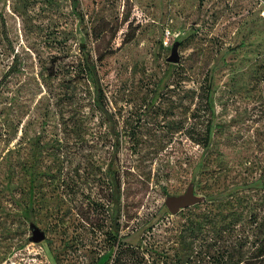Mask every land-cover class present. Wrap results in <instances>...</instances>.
Masks as SVG:
<instances>
[{
	"label": "rangeland",
	"instance_id": "374dc122",
	"mask_svg": "<svg viewBox=\"0 0 264 264\" xmlns=\"http://www.w3.org/2000/svg\"><path fill=\"white\" fill-rule=\"evenodd\" d=\"M189 184L202 202L171 213ZM255 206L264 0H0V264L171 256L184 222Z\"/></svg>",
	"mask_w": 264,
	"mask_h": 264
},
{
	"label": "trees",
	"instance_id": "16d2710c",
	"mask_svg": "<svg viewBox=\"0 0 264 264\" xmlns=\"http://www.w3.org/2000/svg\"><path fill=\"white\" fill-rule=\"evenodd\" d=\"M77 118L73 114L67 119L62 114L60 116V130L70 139L72 134H79L72 130L78 127ZM107 173L111 187L119 193V173L111 166ZM218 221L215 215L203 214L193 221L184 222L178 235L179 251L171 256L164 247L159 249L157 242L148 241L143 246L120 241L114 264H121L122 260L133 264H264V209L255 206L244 213L231 207Z\"/></svg>",
	"mask_w": 264,
	"mask_h": 264
},
{
	"label": "water",
	"instance_id": "95a60500",
	"mask_svg": "<svg viewBox=\"0 0 264 264\" xmlns=\"http://www.w3.org/2000/svg\"><path fill=\"white\" fill-rule=\"evenodd\" d=\"M169 61H178V55L173 52L171 56L167 58ZM203 196H200L194 192L193 184H189L186 190L180 194H169L166 196L164 203L171 213H176L180 209L193 205L195 203L202 202ZM44 231L38 227L32 228L31 239L34 241H40L44 239Z\"/></svg>",
	"mask_w": 264,
	"mask_h": 264
}]
</instances>
